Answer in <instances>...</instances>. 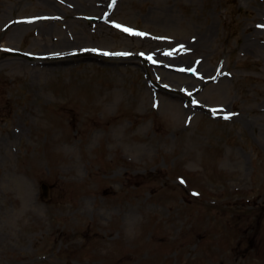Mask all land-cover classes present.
<instances>
[{
	"label": "rangeland",
	"instance_id": "1",
	"mask_svg": "<svg viewBox=\"0 0 264 264\" xmlns=\"http://www.w3.org/2000/svg\"><path fill=\"white\" fill-rule=\"evenodd\" d=\"M0 44V264H264V0H0Z\"/></svg>",
	"mask_w": 264,
	"mask_h": 264
},
{
	"label": "snow or ice",
	"instance_id": "2",
	"mask_svg": "<svg viewBox=\"0 0 264 264\" xmlns=\"http://www.w3.org/2000/svg\"><path fill=\"white\" fill-rule=\"evenodd\" d=\"M117 27H122V28H124V30L127 31V32H134L133 29L126 28V27H124L123 25H117ZM139 34L143 35V33H139ZM150 58H151V57H150Z\"/></svg>",
	"mask_w": 264,
	"mask_h": 264
},
{
	"label": "bare ground",
	"instance_id": "3",
	"mask_svg": "<svg viewBox=\"0 0 264 264\" xmlns=\"http://www.w3.org/2000/svg\"><path fill=\"white\" fill-rule=\"evenodd\" d=\"M14 33H15V31L13 30V31L11 32L12 36H13ZM155 56H156V55H155ZM156 59H158V57H155V58H154V61H155Z\"/></svg>",
	"mask_w": 264,
	"mask_h": 264
}]
</instances>
